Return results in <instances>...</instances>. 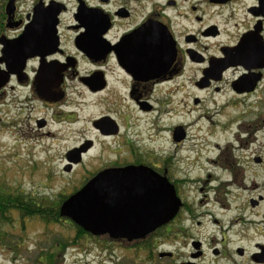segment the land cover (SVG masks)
Masks as SVG:
<instances>
[{"label": "flooded vegetation", "instance_id": "1", "mask_svg": "<svg viewBox=\"0 0 264 264\" xmlns=\"http://www.w3.org/2000/svg\"><path fill=\"white\" fill-rule=\"evenodd\" d=\"M112 76L123 81L128 103L142 114L154 110L149 99L156 91L163 106L180 92L219 94L224 85L234 100L260 99L253 102V116L243 109L224 128L231 140L223 148L216 145L221 160L210 163H221L228 177L221 188L209 185L214 180L203 168L181 165L185 127L181 142L174 141L179 125L170 130L177 147L170 152L152 147L150 153L139 141L122 140L128 157L102 164L96 173L149 168L173 186L175 216L131 240L93 235L62 218L51 225H65L67 236L27 264H264L261 186L253 181L250 186L259 191L252 196L236 193L264 167V0H0V97L12 93L17 105L35 102L51 109L64 100L69 81L97 95L111 86ZM236 80L240 92L233 89ZM21 90L24 99L15 93ZM192 102L202 100L193 96ZM6 103L5 98L1 104ZM34 123L37 130L47 127L44 117ZM91 125L104 139H118L126 130L109 116ZM81 147L87 149L72 168L82 165L93 146L88 141L76 149Z\"/></svg>", "mask_w": 264, "mask_h": 264}, {"label": "rangeland", "instance_id": "2", "mask_svg": "<svg viewBox=\"0 0 264 264\" xmlns=\"http://www.w3.org/2000/svg\"><path fill=\"white\" fill-rule=\"evenodd\" d=\"M227 79L230 81L232 77L227 76ZM109 82L111 86L105 92L89 95L77 81H69L64 100L51 109H44L35 102L17 105L14 102L17 97L12 93L0 97V188L4 192L57 202L59 196H69L78 189L102 164L128 157L127 150L121 145L122 140L129 139L133 144L139 141L141 150L150 153L152 147L165 152L177 148L169 136L170 130L178 125L185 127L187 134L178 146L177 157L181 165L203 168L214 180L209 185L221 188L220 182L228 177L221 163H210L221 160L216 145L223 148L231 140L227 133L229 129L224 128L240 111L247 109L250 116L254 115L252 105L260 99L259 95L234 100L228 85H224L219 94L211 91L180 92L170 104L163 106L156 91L149 99L154 110L142 114L128 103L122 86L124 83L118 76L110 77ZM15 93L20 95V99L26 98L25 91ZM193 96L202 102L194 105ZM5 98L8 103L2 105ZM102 116L116 119L122 131L126 129L123 136L118 139L98 137L91 124ZM36 117H44L47 127L37 130L34 123ZM45 133L49 134L48 137ZM148 136L151 139L147 141ZM88 141L93 147L83 158L82 165L65 172L66 153ZM261 155L264 157V148ZM263 180L264 167L260 168L258 178L249 176L236 193L255 195L259 190L250 186L254 181L259 183L261 195H264ZM12 219L13 224L0 223V239L3 240L0 243V264H27L45 254L50 244L67 236L65 225H44L37 219L22 223L15 213Z\"/></svg>", "mask_w": 264, "mask_h": 264}, {"label": "water", "instance_id": "3", "mask_svg": "<svg viewBox=\"0 0 264 264\" xmlns=\"http://www.w3.org/2000/svg\"><path fill=\"white\" fill-rule=\"evenodd\" d=\"M171 42L169 34H166L168 57L174 55ZM238 85L239 80L233 82L236 92H240ZM184 138V128L176 127L174 141L181 142ZM86 149L81 147L67 153L65 172L69 173L72 164L80 162L78 157ZM178 206L173 186L149 168H111L96 173L69 195L61 203L59 215L93 235L108 233L114 238L131 240L145 237L171 220Z\"/></svg>", "mask_w": 264, "mask_h": 264}, {"label": "trees", "instance_id": "4", "mask_svg": "<svg viewBox=\"0 0 264 264\" xmlns=\"http://www.w3.org/2000/svg\"><path fill=\"white\" fill-rule=\"evenodd\" d=\"M67 197L61 195L57 202L51 203L45 199L37 200L24 194L4 192L0 188V223L13 224V213L21 222L23 221L22 223L26 219L35 218L46 225L58 223L62 219L59 215V207ZM78 230L81 231L80 228ZM0 243H3V240L0 239Z\"/></svg>", "mask_w": 264, "mask_h": 264}]
</instances>
